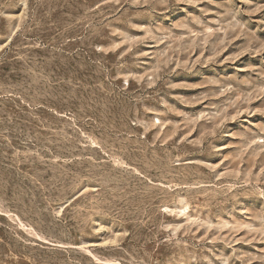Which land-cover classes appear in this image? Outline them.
I'll list each match as a JSON object with an SVG mask.
<instances>
[{"label":"rangeland","instance_id":"obj_1","mask_svg":"<svg viewBox=\"0 0 264 264\" xmlns=\"http://www.w3.org/2000/svg\"><path fill=\"white\" fill-rule=\"evenodd\" d=\"M0 264H264V0H0Z\"/></svg>","mask_w":264,"mask_h":264}]
</instances>
